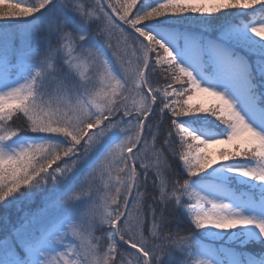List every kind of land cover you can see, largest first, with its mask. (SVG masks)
<instances>
[{
	"label": "rangeland",
	"instance_id": "374dc122",
	"mask_svg": "<svg viewBox=\"0 0 264 264\" xmlns=\"http://www.w3.org/2000/svg\"><path fill=\"white\" fill-rule=\"evenodd\" d=\"M72 1L75 2L77 9L73 13L78 16L73 24L58 28L60 29L58 33V29L52 26L53 17L44 13V5L39 11H33L30 4L26 3L25 0H0V7L7 4L10 7L18 8L13 16L0 14V20H10L13 17V22L18 26V30L14 31L9 25L11 21L0 23V52L3 56L5 52L1 46H9L15 41L24 44L15 36L22 40L32 35L36 37L42 22L44 27L49 25L48 29L53 30L50 38L46 39L48 43L52 44V47L47 52L34 56L36 63L24 68L15 79L3 78L0 80V114L8 110H14L19 102L24 101L27 97H32L37 83L48 74L49 68L52 66L58 71H63L70 66L73 73L80 76L86 72L87 65L78 56L69 58L73 50L86 51L92 59V68L97 69L94 55L85 48V39L91 34L96 37V40H100L99 36L104 29H100L99 26H88L91 16L83 7L84 1L87 2V9L97 17L95 0ZM263 1L153 0L149 3V7L150 10H166L170 9L173 3H177L176 9L185 16H196L203 19L208 14L205 21L207 28L210 29L209 22L211 20L215 22V20L227 19L233 11L246 10L251 6L262 4ZM48 2L49 0H44L45 4ZM134 2L135 0H124V4L128 5L127 9ZM203 4L208 5V7L206 9L199 7ZM31 13L32 18L42 22L38 25L33 23L32 26H28L26 22L29 17L26 16ZM192 22L193 24L199 23L194 19ZM99 25L101 26L100 21ZM259 27H261L259 28L261 33L258 35L243 33L240 35L241 39L239 40L246 41L247 43H243L244 45L248 43L258 44L259 40H264V25ZM142 34L150 41L149 35ZM103 35L108 42L111 41L113 44L118 43L119 38H121L127 54L121 60L118 59L119 69L112 66V71L110 69L107 71L108 77H112L111 80H104V82H109L104 90L106 91L104 97L107 103H103L101 106L95 96L93 99H82L83 104H79V100H73L74 103L62 102L60 106L61 113L57 120L50 118L52 112L49 110L45 112V118H39L38 120H31L27 115L16 116L18 120L15 122L35 123L39 126L51 124L60 126L63 130L60 128L54 130L48 127V132L43 135L45 137L42 139H28L11 147L5 148V145L0 143V167L4 170L16 167L25 169L26 163L30 159L47 161L52 166L46 167L44 179L36 183L37 186H42L46 180L47 186L54 185L55 188L54 192L45 195L35 206L36 209L39 207L36 214L40 215L42 213L40 215L42 219L40 221L35 219L34 223H38L34 225V233L55 218L62 215L68 216L64 226L51 235L47 242L33 254L32 264H79V259L74 258V252L77 250L78 244L84 249H88L91 242L89 224L84 222V219L87 218L89 222H92L87 211L89 207L87 202L90 199V190H94L93 185L97 188L95 193H103L102 200L110 201V203L103 206L102 210L105 214L101 217L103 224L97 226L98 231H102L104 226L111 223V218L115 212L121 211L130 190L131 172L129 171L128 176H124L123 173L125 163H127L126 153L137 144L140 119L148 112L150 107L148 97L141 95L139 91L142 69H139L138 64L141 62L143 55L140 56L139 60L137 55L143 51V48L139 42L115 28H109ZM150 35L152 36L151 40L154 37L163 41L176 55L178 54L180 49L179 37L175 31L156 30L151 32ZM212 48L218 68L215 80H212L210 76L203 72L200 37H187L184 40L182 50L184 71L190 76L195 89L193 102L202 103L206 101L207 104H216L225 116L227 115L230 118L232 123L225 135L208 131L198 133L207 142H202L200 137L197 138L192 131L187 132L190 139L183 144L184 152L197 173L210 172L221 160L225 162L236 160L239 158L238 153H243L256 144L260 145L259 150L264 153V119L256 109L254 100L249 93L246 63L241 59L231 58L227 54L228 50H225L222 45ZM31 56L33 55H28V57ZM99 79L102 80V76ZM174 90L171 89L170 93H173ZM118 92L121 94L118 95ZM113 98H116L114 103H112ZM37 101L34 102V106ZM49 104L45 103L44 106L47 107ZM185 105L188 106V103L185 102ZM101 108L106 109L105 113ZM167 108L172 109L173 107L165 105L160 112L163 113ZM122 109H125L128 120L115 119ZM79 113L80 116L75 119V114ZM104 120L108 122L105 124V128L102 125L101 129H96L95 127L101 125ZM59 122H74L76 129L70 130L69 133L67 130L70 127L63 126ZM28 130H34L33 124L29 126ZM145 133L151 136L153 130L146 127ZM56 134L57 137L54 136ZM118 136L120 138L113 142ZM142 144V146L145 145L144 142ZM148 146L147 141L143 151L133 156V160L143 168V176L150 173L147 168L155 170L157 166L155 162L145 158ZM102 149H104V156L100 158L98 154ZM86 163L93 164L92 170L85 176L86 180L78 183V186L63 199H59L54 204H49L55 196L63 193V191H68V183L71 179L77 178L82 166ZM238 166L235 165V167ZM235 167L229 165L223 168L226 177L232 176L235 178L234 174L245 180L247 185H262L261 188L264 189V165L248 166L245 167L246 169L240 170ZM129 180L130 182L127 184L126 182ZM101 181L100 191L98 183ZM140 190V196H136V192L134 194L122 227L123 235L128 239L131 238L132 241H138L137 239H140L141 236L143 238L142 234L145 233L150 222L148 215L151 210H149L143 194L145 186L141 185ZM191 199L196 205L195 213H193L194 219L199 222L198 224L202 230L206 228L209 230V234H216L214 237L218 236L216 238H220L226 237L223 228L233 226L234 230H238L236 234L243 233L255 238L256 241L264 242V198L258 202L252 199H243L232 194L223 186L207 184L206 186L195 187ZM95 203H99V198ZM83 204L85 205L83 206ZM35 208L34 210H36ZM111 225L112 230L113 222ZM208 233L205 231L206 235ZM36 239L33 234L28 233L25 238L17 239V243L22 248L28 242H33ZM146 242L147 240L143 238L142 243L145 244ZM195 251L197 260L194 264H257L250 259L242 262L233 252H225V254L223 253L224 256H221L212 247L198 240L195 241ZM12 254L13 249L9 245H3L0 249V260L9 263L10 260L7 257ZM1 255L4 256L1 258ZM224 260H227L228 263H225ZM127 264L137 263L129 257Z\"/></svg>",
	"mask_w": 264,
	"mask_h": 264
},
{
	"label": "trees",
	"instance_id": "16d2710c",
	"mask_svg": "<svg viewBox=\"0 0 264 264\" xmlns=\"http://www.w3.org/2000/svg\"><path fill=\"white\" fill-rule=\"evenodd\" d=\"M151 1L153 2V0H135L134 4L129 6V9H127L128 5L124 4V0H109V4L118 18L144 34L156 29H172L183 36L200 35L204 43L207 41L218 42L226 46L232 56L244 58L248 64L250 91L256 97L258 106L264 111V40H259L258 44L251 43L252 45L249 43L244 45L243 43L247 42L239 40L241 39L240 35L243 33L247 35L261 33L260 30L246 29V27L256 22H264V1L262 4L251 6L246 10L233 11L227 19L223 18L220 21L215 20V22L211 20L209 22L210 29L207 28L205 21L208 14L203 19L196 16H185L176 9L177 3H173L170 9L150 10L149 3ZM25 2L30 4L33 11H39L44 5V13L53 17L52 26L56 29L73 24L78 16L73 13L77 9L75 2L72 0H49L47 4L44 3V0H25ZM95 4L97 17L87 9V2L84 1L83 7L91 16L88 26H99L100 29H104L99 36L100 40H96V37L91 34L85 39V48L94 55L97 69L92 68V59L83 50H73L69 56V58L78 56L86 63L87 71L81 76L74 74L70 66L63 71H58L53 66L50 67L48 74L37 83L32 97H27L24 101L19 102L14 110H8L0 114V143L5 145V148L28 139H42L45 137L43 135L48 132V127L54 130L56 128L63 130L60 126L51 124L39 126L35 123L15 122L18 120L16 116L27 115L31 120H38L39 118H45V112L49 110L52 112L50 118L57 120L61 113L60 106L62 102L74 103L73 100H79V104H83L82 99H93L95 96L101 106L103 103H107L104 97L106 91L104 90L109 82H104V80L112 79V77H108L107 71L109 69L112 71V66L119 69V60L127 55L121 38H119L118 43L113 44L111 41L108 42L103 35L109 28H115L127 34L142 45L143 51L137 55L138 60L143 55L141 62L138 64L139 69H142L146 53L143 40L115 25L104 10L101 0H95ZM199 7L206 9L208 5L203 4ZM17 10V7L4 4L0 7V14L13 16ZM32 13L26 16L29 17L26 22L28 26H32L33 23L38 25L42 22L32 18ZM193 19L199 23L193 24ZM7 22H10L9 25L14 31L18 30V26L13 22V17L10 20H0V23ZM48 26L44 27L42 22L36 37L32 35L22 40L15 36L24 44L15 41L9 46H1L5 53L3 56L0 52V75L15 76L26 63H36L34 56L41 55L52 47V44L46 40L50 38L53 32V30L48 29ZM59 31L60 29H58V33ZM152 39L150 37L152 53L145 81L157 107L145 125L148 129L153 130V134L149 136L145 133V145L142 146L141 151H143L148 141L149 146L145 158L155 162L157 166L155 170L147 168L150 173L143 176V168L133 160L137 179L136 196H140V186L144 185L143 194L147 206L151 210L148 215L150 222L147 230L142 234L147 242L142 243V236L137 239L138 241L126 238L122 231L123 222L120 223L119 227L120 235L124 240L140 247L149 256L150 264H194L196 261L195 240L209 243L218 249L232 248L242 254L253 253L259 257L264 253V242L256 241L255 238L243 233L236 234L238 230H234L233 226L223 228L226 237L219 236L220 238H216L218 236L214 237L216 234H209V230L206 228V230H202L198 224L199 222L194 219L193 213H195L196 205L191 199L193 185H205L211 181H223L238 188L239 191H258L259 188L255 185H247L245 180L234 174L235 178L232 176L226 177L223 168L229 165H242L247 162L260 161L262 156L258 152L259 149L248 148L243 153H238L239 158L236 160L226 162L221 160L208 173L196 172L192 162L184 152L183 144L190 139L187 132L191 129L202 130L204 128L223 132L231 125V121L224 117L225 114L216 104H207L206 101L202 103L193 102L195 89L189 77L182 70L170 50L156 38ZM28 55L33 56L28 57ZM101 76L102 80L99 79ZM171 89L174 90L173 93H170ZM139 91L141 95L147 96L142 88ZM120 94L118 92V95ZM35 99L38 101L34 106ZM115 101L116 98H113L112 103ZM185 102L188 103V106L185 105ZM45 103L50 104L46 107L44 106ZM165 105L173 108H167L166 111L161 113L160 110ZM101 109L105 113L106 109ZM79 116L80 113L75 114V119H78ZM115 119L128 120L125 109H122ZM59 123L63 126H69L70 128L67 130L69 133L70 130L76 129L74 122ZM107 123V120H104L101 125L95 128L101 129L102 125L105 128ZM31 124L34 126L33 131L28 130ZM194 135L198 138L196 134ZM54 136L57 137L58 135ZM103 152L104 149L99 152L98 157L103 158ZM92 166L91 163L83 165L77 178L71 179L68 183V191H63V193L55 196L49 204H54L59 199H63L78 186V183L82 180L85 181V176L92 170ZM46 167L52 166L47 161L44 162L40 159L28 160L25 169L16 167L4 170L0 167V249L3 245H9L13 249V254L7 257L10 260L9 263L0 260V264H29L30 249L57 225L64 224L68 219L67 215L57 217L34 233V225L38 223H34L35 219L36 221L42 219L40 216L42 213L40 215L36 214L39 207L36 209L35 206L45 195L54 192L55 188L54 185L47 186L46 180L42 186L36 185L44 179ZM129 171V166L125 163L124 176H128ZM130 180L126 183L128 184ZM101 187L102 181L98 183L100 191ZM93 189L90 190V199L87 202L89 203L87 211L92 222H89L87 218L84 219V222L89 224L90 246L88 249H84L78 244L77 250L74 252V258L79 259V264H127V259L131 257L137 264H144V259L140 255L133 250L120 246L113 240L111 235V224L121 216L123 206L121 211L114 213L111 223L104 226L102 231L97 230V226L103 224L101 222V217L105 214L102 210L103 206L110 203V201L102 200L103 193H95L97 188L94 185ZM97 198H99V203H95ZM68 214L70 215L69 212ZM205 231H207V235ZM28 233L33 234L37 239L20 248L17 239L25 238ZM15 249L16 252L14 253ZM2 256L4 255H1V258Z\"/></svg>",
	"mask_w": 264,
	"mask_h": 264
},
{
	"label": "water",
	"instance_id": "95a60500",
	"mask_svg": "<svg viewBox=\"0 0 264 264\" xmlns=\"http://www.w3.org/2000/svg\"><path fill=\"white\" fill-rule=\"evenodd\" d=\"M102 4L104 6V8L106 9V11L109 13V15L111 16V18L113 19V21L119 25L120 27L124 28L125 30H127L128 32L134 34V35H137L141 38H143V36L138 33L134 28H132L131 26H129L128 24L122 22L121 20H119L117 18V16L114 14V12L111 10L109 4H108V1L107 0H102ZM147 44V54H146V59H145V64H144V67H143V70H142V73H141V83H142V87L143 89L146 91V93L148 94L151 102H152V105H151V108H150V111L149 113L145 116L144 118V121L153 113L154 111V108H155V103L153 102V97L151 95V93L149 92V90L147 89V86L145 84V73L147 71V68L149 66V62H150V56H151V50H150V47H149V43L147 41V39L143 38ZM144 121L141 125V130H140V134H139V140H138V144L137 146L134 148V149H131L127 152V160H128V163L130 165V168H131V173H132V186H131V192L130 194L128 195L127 199H126V202H125V206H124V211H123V214L121 215V217L114 223V227H113V230H112V233H113V236H114V239L115 241H117L119 244H121L122 246L126 247V248H129V249H132L134 250L135 252H137L138 254L144 256L145 258V261H146V264H148V257L146 254H144L138 247L136 246H133L127 242H125L124 240H122L119 236V232H118V225L120 223V221L126 216V213H127V210H128V207L130 205V202H131V199L134 195V191H135V185H136V178H135V169H134V166H133V163H132V158H131V154L132 152L138 150L142 144V139H143V134H144V127H143V124H144Z\"/></svg>",
	"mask_w": 264,
	"mask_h": 264
}]
</instances>
